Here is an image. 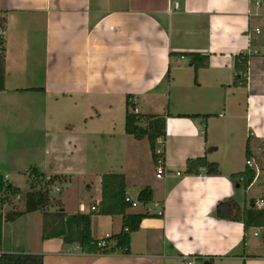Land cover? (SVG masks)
I'll return each instance as SVG.
<instances>
[{
    "label": "crops",
    "instance_id": "obj_1",
    "mask_svg": "<svg viewBox=\"0 0 264 264\" xmlns=\"http://www.w3.org/2000/svg\"><path fill=\"white\" fill-rule=\"evenodd\" d=\"M0 17V144L14 149L20 136L27 146L42 144L35 167L62 179L67 214L65 237L49 241L41 212L5 223L0 264L2 254L39 255L44 264H185L193 257L264 264V228L245 230L241 221L264 189L232 178L247 170L248 147L262 167L264 0H0ZM172 54L210 61L195 72L189 58ZM240 54L250 57L247 88L233 86ZM129 95L137 114L166 117L157 143L162 179L149 142L126 133ZM21 103L31 113L24 126L17 123ZM205 155L221 174L187 175V162ZM106 174L125 176L136 202L151 188L165 213L143 220L126 253H83V216L100 205ZM94 180L100 187L88 207L83 183ZM147 205L128 213L145 214ZM122 228L121 216L92 218L97 240Z\"/></svg>",
    "mask_w": 264,
    "mask_h": 264
},
{
    "label": "trees",
    "instance_id": "obj_2",
    "mask_svg": "<svg viewBox=\"0 0 264 264\" xmlns=\"http://www.w3.org/2000/svg\"><path fill=\"white\" fill-rule=\"evenodd\" d=\"M4 18L0 17V33L4 29ZM4 39L0 36V53H3ZM171 56L187 57L190 59V66L195 72L206 66L210 61V56L200 54H172ZM250 57L240 54L235 57V88H247L248 71ZM41 91V90H32ZM126 121L125 129L129 136L135 140H147L151 147L153 159L156 162L157 143L166 136V117L141 115L136 113V105L133 96H127L126 101ZM191 118L190 116H179ZM196 117V116H193ZM207 118V117H203ZM164 155V153H163ZM252 158V153L247 148V159ZM186 174L191 176H219L220 167L217 163L210 162L207 155L197 159H190L187 162ZM27 186L28 191L23 192L15 187L4 176L0 175V252L3 249V229L5 223H13L34 212H41L43 215L42 240L49 241L65 237L67 214L61 200L53 199L52 189L62 183L58 176L49 179L36 167L28 171ZM232 178H241L246 188H249L255 179V172L248 169L244 173L232 175ZM126 179L123 175L106 174L102 176V200L96 210L83 216L82 229V252L88 254L110 255L117 251L128 252L131 244V236L136 233L144 219L158 217L149 213L134 214L128 213L133 207L126 203ZM20 197L24 202V208L19 210L14 207V200ZM137 202L147 205L153 202V191L146 187L143 189L137 199ZM5 206L13 209L4 212ZM55 209V210H52ZM92 209V208H91ZM221 207L218 209V215H221ZM121 216L123 219V228L120 234L113 235L105 239L111 243L108 249H101L99 243L92 232L93 216ZM162 218V217H158ZM241 221L245 230L249 228H264V209L257 210L253 206L243 211ZM128 230V231H126ZM197 259V264H214L210 258L205 261L202 257H193ZM1 264H44V257L39 255L26 254H2Z\"/></svg>",
    "mask_w": 264,
    "mask_h": 264
},
{
    "label": "rangeland",
    "instance_id": "obj_3",
    "mask_svg": "<svg viewBox=\"0 0 264 264\" xmlns=\"http://www.w3.org/2000/svg\"><path fill=\"white\" fill-rule=\"evenodd\" d=\"M29 114L30 112L26 111L23 108V104L21 103L19 105L18 109V117H17V123L18 125L22 124L24 126L27 122H29ZM19 127V126H18ZM0 142L4 140V135L2 134V131H0ZM15 137H12L10 139H14ZM26 138L20 136L18 137L19 144H15L14 149L11 148L7 150L8 147L4 146L3 143L0 144V175L9 174L11 176V180L15 181V184L19 186L23 191L28 190L27 186V171L30 170V168H34L36 165H38V160H41L43 156L45 155V151L43 146L41 145H26ZM261 163H262V169L264 172V153H261ZM36 164V165H35ZM86 183V182H85ZM83 183V193L84 198L87 202V206L89 207L90 203L95 200L98 187H100V183L95 181L93 183H90L89 185L92 186L91 192L88 190V186ZM63 186V185H62ZM65 186V185H64ZM65 188V187H64ZM54 196V195H53ZM61 195L53 197V199L61 200ZM71 203L73 202V198H71ZM24 202L23 200H14V207L18 208L19 210H22L24 208ZM12 207L5 206L4 212H7ZM144 209V207H141ZM55 210V209H52ZM131 210V209H130ZM32 227V226H31ZM31 240L35 238L34 231L33 234H30ZM263 239V238H261Z\"/></svg>",
    "mask_w": 264,
    "mask_h": 264
},
{
    "label": "built area",
    "instance_id": "obj_4",
    "mask_svg": "<svg viewBox=\"0 0 264 264\" xmlns=\"http://www.w3.org/2000/svg\"><path fill=\"white\" fill-rule=\"evenodd\" d=\"M178 7V3L175 4V8ZM256 33L260 34V30L257 29L255 30ZM157 155L159 156V158L156 161V171H157V178L158 179H162L165 174H166V169H165V160H164V155L162 150H158L157 151ZM247 168L254 171L255 172V179L254 181H259L264 189V172L262 167L258 164V162L254 159V158H250L247 159L246 162ZM178 175H180L178 173ZM61 194V189L59 187H54L52 189L51 192V196L52 198L55 196H59ZM54 195V196H53ZM20 199V197H18V200ZM126 203L131 205L133 208H137L140 203L133 201L130 197H126ZM147 213L149 214H153L158 216V217H163L164 213H165V208L164 205L161 202H154V203H150L149 205H147ZM257 209H264V198H261L259 201H257L254 205ZM96 208L92 207V211H95ZM128 231V230H126ZM108 238V237H107ZM105 238V239H107ZM105 239H103L100 243H99V247L101 249H108L111 247V243L106 241ZM185 264H197V259L196 258H186L185 259Z\"/></svg>",
    "mask_w": 264,
    "mask_h": 264
}]
</instances>
